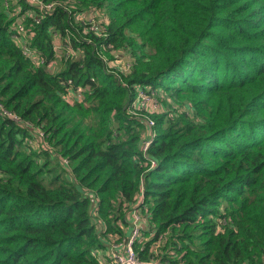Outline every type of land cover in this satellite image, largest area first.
<instances>
[{"label": "trees", "instance_id": "obj_1", "mask_svg": "<svg viewBox=\"0 0 264 264\" xmlns=\"http://www.w3.org/2000/svg\"><path fill=\"white\" fill-rule=\"evenodd\" d=\"M37 1L0 0V264H116L134 208L141 263L264 264V0Z\"/></svg>", "mask_w": 264, "mask_h": 264}, {"label": "built area", "instance_id": "obj_2", "mask_svg": "<svg viewBox=\"0 0 264 264\" xmlns=\"http://www.w3.org/2000/svg\"><path fill=\"white\" fill-rule=\"evenodd\" d=\"M29 1L33 3H38L37 0H29ZM56 4L58 3L54 1L48 2V3H40V7L44 9H52ZM90 23L91 25L89 28L94 29L93 18H90ZM15 27L17 29V32L20 33V36L14 35L13 38H15L16 41L20 42L22 46L23 54L26 56H30V58L35 59L39 62H42V60L38 59L37 55L32 54V52L28 49L27 44L25 43V40H24L25 36L23 35V33H25V28L22 25V23L17 22ZM66 49H67V54L65 53V58L71 55L70 48L66 47ZM127 66L128 64H126L124 68H126ZM80 91H81V87L80 86L76 87L75 93H79ZM151 93H152V90H150L148 93L146 90H141V89L137 92L136 101L139 103L140 106L143 107V106L149 105L153 109L157 108L158 106L157 100L154 96L151 95ZM0 108H1V105H0ZM2 111L7 116L10 115V113L7 112L6 110H2ZM13 118L18 120L16 116H13ZM148 124L151 125L152 121L149 120ZM151 139H152V136L150 137V140L145 143L146 146L151 142ZM140 222H141V216H140L139 210H137L136 208L132 209L131 215L129 218L130 228L128 230L127 236L123 238L121 242L116 244V246H118L119 249L112 253L113 261L116 264H140L141 263L139 262L134 252V247H133L134 242L140 236Z\"/></svg>", "mask_w": 264, "mask_h": 264}, {"label": "rangeland", "instance_id": "obj_3", "mask_svg": "<svg viewBox=\"0 0 264 264\" xmlns=\"http://www.w3.org/2000/svg\"><path fill=\"white\" fill-rule=\"evenodd\" d=\"M94 15L95 16H97V18L99 17V18H102L104 15H103V11H100V10H96L95 11V13H94ZM110 52H112V53H115V51L112 49V50H110ZM117 53V52H116ZM105 58H106V55H104V54H102ZM59 59V58H58ZM64 61V60H63ZM57 63V65H60L59 63H61V61L59 62V60H57L56 61ZM59 62V63H58ZM120 65H119V68L120 69H122L126 64H128L127 62H125V61H123V62H121V63H119ZM128 67V66H127ZM157 93V92H156ZM155 95L156 96V94L152 91V93H151V95ZM159 94V92L157 93V95ZM58 158V157H57ZM61 164H65L64 166H65V168H62L66 173H69V171H70V168H69V166H66V164L68 163V161L67 160H65V158L64 157H62V156H59V160H58Z\"/></svg>", "mask_w": 264, "mask_h": 264}, {"label": "water", "instance_id": "obj_4", "mask_svg": "<svg viewBox=\"0 0 264 264\" xmlns=\"http://www.w3.org/2000/svg\"><path fill=\"white\" fill-rule=\"evenodd\" d=\"M140 264H146V263H140Z\"/></svg>", "mask_w": 264, "mask_h": 264}]
</instances>
